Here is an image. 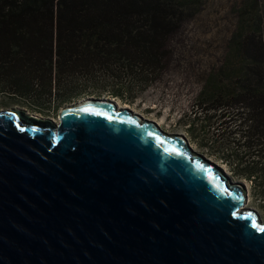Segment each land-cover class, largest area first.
Masks as SVG:
<instances>
[{
  "label": "water",
  "instance_id": "water-1",
  "mask_svg": "<svg viewBox=\"0 0 264 264\" xmlns=\"http://www.w3.org/2000/svg\"><path fill=\"white\" fill-rule=\"evenodd\" d=\"M0 111V264H264L216 163L111 99Z\"/></svg>",
  "mask_w": 264,
  "mask_h": 264
},
{
  "label": "trees",
  "instance_id": "trees-1",
  "mask_svg": "<svg viewBox=\"0 0 264 264\" xmlns=\"http://www.w3.org/2000/svg\"><path fill=\"white\" fill-rule=\"evenodd\" d=\"M201 6L202 0H0V93L26 99L32 111H56L103 78L113 82L112 98L131 104L165 68L169 40ZM236 15L223 66L207 74L188 133L248 181L264 208V0H242Z\"/></svg>",
  "mask_w": 264,
  "mask_h": 264
},
{
  "label": "rangeland",
  "instance_id": "rangeland-1",
  "mask_svg": "<svg viewBox=\"0 0 264 264\" xmlns=\"http://www.w3.org/2000/svg\"><path fill=\"white\" fill-rule=\"evenodd\" d=\"M241 1L202 0L199 13L193 19L185 21L169 40L170 49L163 58L165 68L155 75L151 85L137 95L131 104H124L120 99L112 98L109 93L113 82L101 78L80 87L76 93L78 98L72 99L56 111H53V108L44 112H36L35 109L32 111L26 107L28 104L26 99L2 93H0V111L20 108L29 114L57 123L59 112L64 107L87 98L114 100L119 107L126 105L142 118L155 121L165 133L183 136L192 152L220 166L230 182L242 183L246 193L244 207L255 210L260 220L264 221V208L253 194L250 183L234 177L226 165L208 156L204 149L198 147L188 133L190 126L188 124L193 121L194 116H197L195 111L197 97L204 87L207 74L223 66L227 41L235 29L236 9ZM118 86L121 84H117ZM130 93L127 95L129 96Z\"/></svg>",
  "mask_w": 264,
  "mask_h": 264
},
{
  "label": "bare ground",
  "instance_id": "bare-ground-1",
  "mask_svg": "<svg viewBox=\"0 0 264 264\" xmlns=\"http://www.w3.org/2000/svg\"><path fill=\"white\" fill-rule=\"evenodd\" d=\"M123 107H128V106H126V105H125V106H123ZM154 122H155V121H154ZM157 125L159 126V124H158V123H157ZM245 202H246V201H245Z\"/></svg>",
  "mask_w": 264,
  "mask_h": 264
}]
</instances>
